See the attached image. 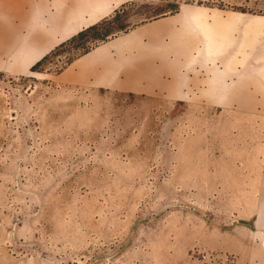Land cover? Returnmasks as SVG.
I'll return each mask as SVG.
<instances>
[{
	"label": "rangeland",
	"instance_id": "rangeland-1",
	"mask_svg": "<svg viewBox=\"0 0 264 264\" xmlns=\"http://www.w3.org/2000/svg\"><path fill=\"white\" fill-rule=\"evenodd\" d=\"M104 1L99 21L128 5V30L196 12L181 28L206 39L197 75L226 74L232 104L199 102L197 84L179 99L60 86L75 49L124 32L31 71L0 17V264H264V15L233 10L245 0Z\"/></svg>",
	"mask_w": 264,
	"mask_h": 264
},
{
	"label": "crops",
	"instance_id": "crops-1",
	"mask_svg": "<svg viewBox=\"0 0 264 264\" xmlns=\"http://www.w3.org/2000/svg\"><path fill=\"white\" fill-rule=\"evenodd\" d=\"M111 6L104 0H0V17L11 19V37H23L18 57L29 69L55 46L106 16ZM196 15L188 11L185 19L170 16L139 24L74 58L53 78L60 86L170 99L196 94L192 86L197 84L204 95L199 102L232 104L229 87L222 82L226 74L221 73L219 79L197 75V48L206 39L196 37L192 30L185 34V27L197 21ZM203 43L201 60L206 59L209 44Z\"/></svg>",
	"mask_w": 264,
	"mask_h": 264
},
{
	"label": "trees",
	"instance_id": "trees-1",
	"mask_svg": "<svg viewBox=\"0 0 264 264\" xmlns=\"http://www.w3.org/2000/svg\"><path fill=\"white\" fill-rule=\"evenodd\" d=\"M250 2V0H245V4L239 7L233 8L235 11L240 12H250L253 14H260L264 15V10L260 6H264V0H255L254 6L250 8L246 3ZM128 5H122L120 9H117L114 11V14L110 18H104L98 23L81 30L78 32L75 36L71 37L70 39L62 42L61 44L57 45L54 49H52L47 55H45L43 58H41L39 61H37L32 67L31 71L37 70L38 67H40L50 55L54 54L56 51H59L71 44L75 45H81L83 44V41H87L85 37L88 33L92 35V37H89V41L93 42H99L104 40L108 36L116 35V33L123 31L124 33L128 32V26L126 23V8ZM134 27H131V29ZM92 47H86L82 50H76V53L72 54L69 58L70 61H72L74 58L87 53L90 51Z\"/></svg>",
	"mask_w": 264,
	"mask_h": 264
},
{
	"label": "built area",
	"instance_id": "built-area-1",
	"mask_svg": "<svg viewBox=\"0 0 264 264\" xmlns=\"http://www.w3.org/2000/svg\"><path fill=\"white\" fill-rule=\"evenodd\" d=\"M201 262L203 264H213V258H212V254H208V253H202L201 254Z\"/></svg>",
	"mask_w": 264,
	"mask_h": 264
}]
</instances>
